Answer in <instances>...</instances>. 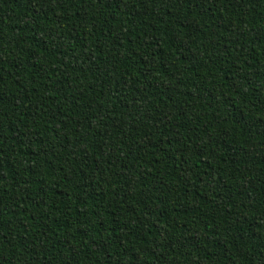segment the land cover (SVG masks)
Instances as JSON below:
<instances>
[{
    "label": "trees",
    "instance_id": "trees-1",
    "mask_svg": "<svg viewBox=\"0 0 264 264\" xmlns=\"http://www.w3.org/2000/svg\"><path fill=\"white\" fill-rule=\"evenodd\" d=\"M0 264H264V0H0Z\"/></svg>",
    "mask_w": 264,
    "mask_h": 264
}]
</instances>
